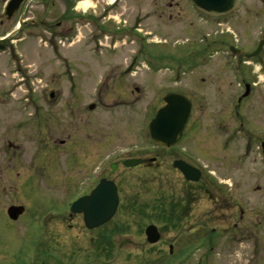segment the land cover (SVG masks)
Listing matches in <instances>:
<instances>
[{"label":"rangeland","instance_id":"1","mask_svg":"<svg viewBox=\"0 0 264 264\" xmlns=\"http://www.w3.org/2000/svg\"><path fill=\"white\" fill-rule=\"evenodd\" d=\"M41 5L42 0H31L30 7L25 10L29 12L24 17L35 19L43 13ZM16 19L17 15H14L4 22L0 33L11 30ZM35 21L33 25L23 26L22 41L7 43L8 48L14 45L17 49L21 59L20 72L9 74L14 56H4L8 50L0 53V89H11L10 94L1 97L10 99L12 104L8 115V110L3 113V107L0 108V139L5 132L15 135L19 144L15 159L21 160L11 167L12 161L7 160L0 147V179H3L0 184V264H243L249 258H260L264 254V187L258 191L252 185L264 183L261 180L264 175L259 174L263 157L251 153V150L246 151L238 135L224 143V134L217 131L214 123L226 112L227 119H230L228 105L195 104L185 138L167 153L156 148L147 132L146 125L160 106L159 98L163 93L181 89L194 97L199 77L207 76L180 73L174 77L171 74L177 69L182 55L187 53V45L181 43L187 31L190 35L193 33L191 27L168 26L164 31L165 27L155 22L141 26L151 32L148 36L151 44H147L150 56L144 57L143 67L136 63L135 71L121 79L127 85L138 87L139 91L128 95L125 88L130 106H109L105 100H117L116 95L121 93L117 85H112L113 78L104 80L103 72L98 69L101 65L98 59L90 60L86 55L90 46L85 47L82 39L74 40L71 46L57 43L59 54L49 30ZM203 29L208 31V27ZM117 45L118 55L125 54V58H118V55L114 58L125 61L133 43L130 46L128 42H118ZM67 54L70 55L69 61L74 60L79 66L78 69L71 66L74 71L69 72L74 83L72 93L67 89L71 84L66 75L69 71L66 65L70 62L63 57ZM170 76L178 79L177 82ZM37 82L44 86L47 82L49 87L54 83L60 86L62 98L82 96L86 103L105 99L103 103H97L101 106L95 104V108L88 111L84 129L72 130L79 136L82 149L63 146L58 149L61 150L58 154L52 153L47 146L39 144L41 139L34 124L23 125L30 110L21 112L16 99L23 96V89L30 86L28 84ZM20 121L22 126L17 129ZM63 123L64 119L55 122L58 133L63 130L59 127ZM134 156L157 157L158 162L148 168L126 169L121 160ZM231 156L233 164L229 166ZM173 158H183L211 171L221 181L222 188L213 184L211 191L199 197L193 184L183 183L181 174L171 169ZM111 162L117 163L114 171L109 169ZM100 167H104V175L116 182L120 203L113 219L104 225L106 228L87 230L79 216L72 215L70 219L65 212L72 199L91 185ZM7 169H13L14 178L19 173V180L7 177ZM233 179H249L247 186H238L241 195L237 196L246 209V216L235 230L230 227L231 230L226 231L222 225L213 228L215 223H229L227 213L230 206L226 204L225 196L226 185ZM215 189H219V193L216 194ZM17 203L23 204L26 210L16 222H12L5 210ZM63 214L67 217L60 224ZM150 223L160 232V240L155 244L147 243L143 234L144 227ZM59 224L65 227L61 228ZM114 228H117L116 234L109 240L105 233ZM104 234L106 240H100ZM217 234L224 243L225 240L230 242L229 245L222 248L220 244L208 250ZM170 244L173 247L171 253L168 250ZM107 245L111 246L107 248ZM200 245V249H196Z\"/></svg>","mask_w":264,"mask_h":264},{"label":"flooded vegetation","instance_id":"2","mask_svg":"<svg viewBox=\"0 0 264 264\" xmlns=\"http://www.w3.org/2000/svg\"><path fill=\"white\" fill-rule=\"evenodd\" d=\"M4 1L1 0L0 7ZM83 2H90V5L84 8L81 5ZM47 4L49 21L39 17L37 23L48 27L54 46L56 47V41L63 37L67 40L68 46H71L74 40L78 42L82 39L85 47L90 46L86 54L90 52V55L98 59L101 64L98 69L104 72L107 79H114L112 85H117V90L121 93L116 95L118 99L109 102L105 99L98 100L100 103L105 100L108 105H130L125 88L128 89V95H134L139 91L138 87L127 85L121 79L136 69V60L150 56L146 43L149 41L148 36L151 32L141 26L155 22L157 25L164 26V31L168 26L191 27L193 33L190 35L187 31L188 34L185 35L182 43L187 45V53L180 58L177 69L186 74H207V76L199 77V83L195 84L194 97L188 93H182L192 101V105H228L230 119H227L226 112L221 120L214 123L217 131L224 134L225 143L227 144L238 135L247 151L251 150V153L258 154L259 150H262L264 147V81L258 79L257 74L253 72V64L264 65V0H230L229 3L223 4V8L228 10L218 15L201 11L204 6L203 0H198L197 5L192 0H48ZM45 14L46 11H43V15ZM7 21L9 20H5L0 14V27ZM34 21L32 22L35 23ZM204 27H208V31L203 29ZM8 42L7 39L0 38V48L4 50ZM118 42L124 44L128 42L130 46L133 43L125 61H122L123 59L116 61L114 58L119 52ZM80 51L83 52L82 49ZM120 56L125 58V54H119L118 58ZM94 69H97V66ZM261 72L264 73V67L261 68ZM114 74L117 75L112 77ZM66 75L72 78L69 72H66ZM38 84V82L28 84L30 86L23 89V96L16 99L21 105V112L30 110L29 117L25 118L23 125L34 124L35 131L41 137H39L41 139L39 144L47 146L52 153L58 154V151H61L58 149L63 146L68 147L66 149H82L79 146L81 143L79 136L72 133V130L73 128L78 131L84 129V120L88 118V111L93 110L98 102L92 103L93 108L89 110L90 103H86L82 96L62 98V89L55 83L50 87L47 82L45 86ZM67 89L73 92L72 79ZM4 92L5 90L0 89V108L3 107V113L8 110V115L12 104L9 102L10 99L1 97ZM35 93L37 95H34ZM97 105L101 106V104ZM13 111L16 110L13 109ZM61 119H64V123L59 127L63 130L58 133L55 122ZM16 126L17 129L22 126L21 121ZM17 142L12 133H2L0 147L4 149L7 160L12 161L11 167L16 164V161L18 163L21 161L15 159V154L18 153L15 149L19 148ZM165 150L167 153L168 150ZM143 159L141 165L146 167H152L158 162L157 157H151L149 161L146 158ZM232 159V156L228 159L229 166L233 164ZM166 160L165 158L164 163ZM254 160L256 161V158ZM235 164L238 165V163ZM259 164L262 165L259 174L264 175V157ZM12 170L5 171L7 177L14 178ZM207 172L210 175H206L201 169V178L193 183L199 197L211 191L212 185H216L217 181L221 183L211 171ZM17 176L14 179L18 181L19 176ZM0 180L2 184L3 179ZM261 180H264V177ZM183 183H185L184 180ZM247 184L249 179L241 181L233 179L226 185L228 187H226L225 201L230 206L227 213L230 224L215 223L213 228L222 225L227 228L226 231H229L230 227L235 230L239 221L246 216V209L237 196L241 195L238 186H247ZM263 185L264 183L255 182L252 188L260 191ZM219 191V189L214 190L216 194ZM195 198L197 199L196 196ZM215 199L217 200V197ZM116 230L117 228L111 229L112 235L116 234ZM218 234L214 237L215 240L210 242L208 250H213L220 244L222 248L229 245L230 242L226 243L227 240H225L224 243ZM253 260L254 262H250ZM249 262L264 264V254L260 258H249L243 264H250Z\"/></svg>","mask_w":264,"mask_h":264},{"label":"water","instance_id":"3","mask_svg":"<svg viewBox=\"0 0 264 264\" xmlns=\"http://www.w3.org/2000/svg\"><path fill=\"white\" fill-rule=\"evenodd\" d=\"M20 1H9L5 9L6 17H9L17 9ZM197 1L193 0L195 4H197ZM203 2L204 8L202 10L205 12L220 13L226 10L221 7V4L228 2V0H203ZM164 100V107L158 109L149 122L148 131L155 143L170 146L180 139L191 111V104L186 97L179 94H170ZM138 162H140L139 159H132L125 161V164L134 165ZM174 164L187 179L196 180L198 178V171L184 162L176 161ZM117 201L115 185L111 181L101 179L89 195L79 197L71 204L70 211L82 213L85 227L94 228L114 213ZM23 211L24 207L22 205H11L7 208L6 213L10 219L15 220ZM145 235L150 243L156 242L159 238L154 225H148L145 228Z\"/></svg>","mask_w":264,"mask_h":264},{"label":"clouds","instance_id":"4","mask_svg":"<svg viewBox=\"0 0 264 264\" xmlns=\"http://www.w3.org/2000/svg\"><path fill=\"white\" fill-rule=\"evenodd\" d=\"M82 7V6H81ZM264 67V65H260L258 63L253 64V72L257 74L258 79L261 81H264V73L261 72V68Z\"/></svg>","mask_w":264,"mask_h":264},{"label":"bare ground","instance_id":"5","mask_svg":"<svg viewBox=\"0 0 264 264\" xmlns=\"http://www.w3.org/2000/svg\"><path fill=\"white\" fill-rule=\"evenodd\" d=\"M81 5L85 8V7H87L88 5H90V2H83Z\"/></svg>","mask_w":264,"mask_h":264}]
</instances>
